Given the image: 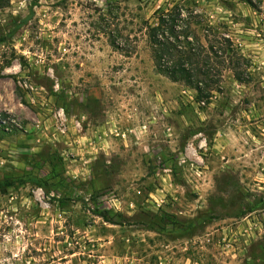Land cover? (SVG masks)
Instances as JSON below:
<instances>
[{
  "label": "rangeland",
  "instance_id": "1",
  "mask_svg": "<svg viewBox=\"0 0 264 264\" xmlns=\"http://www.w3.org/2000/svg\"><path fill=\"white\" fill-rule=\"evenodd\" d=\"M175 1L0 0V264H264V0H190L242 56L203 100L150 57Z\"/></svg>",
  "mask_w": 264,
  "mask_h": 264
},
{
  "label": "trees",
  "instance_id": "2",
  "mask_svg": "<svg viewBox=\"0 0 264 264\" xmlns=\"http://www.w3.org/2000/svg\"><path fill=\"white\" fill-rule=\"evenodd\" d=\"M193 5L190 0H176L170 8L156 10L150 20L143 21V27L156 71L193 89L203 100L217 88L223 69L232 70L236 81L245 80L243 72L236 69V60L242 56L228 37L215 35L201 41L196 28L202 22ZM205 26L210 32L215 30L212 25ZM100 216L112 222L106 213Z\"/></svg>",
  "mask_w": 264,
  "mask_h": 264
}]
</instances>
